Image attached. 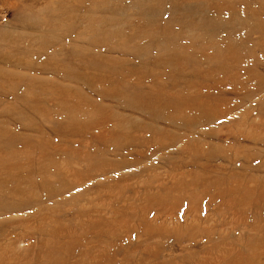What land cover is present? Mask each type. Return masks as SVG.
I'll return each instance as SVG.
<instances>
[{
    "label": "rangeland",
    "instance_id": "rangeland-1",
    "mask_svg": "<svg viewBox=\"0 0 264 264\" xmlns=\"http://www.w3.org/2000/svg\"><path fill=\"white\" fill-rule=\"evenodd\" d=\"M31 2L0 0V264H264V0Z\"/></svg>",
    "mask_w": 264,
    "mask_h": 264
},
{
    "label": "bare ground",
    "instance_id": "bare-ground-1",
    "mask_svg": "<svg viewBox=\"0 0 264 264\" xmlns=\"http://www.w3.org/2000/svg\"><path fill=\"white\" fill-rule=\"evenodd\" d=\"M30 1H32L31 2V4H35L36 3V0H30ZM6 4V3H5ZM258 31V30H257ZM66 40V39H65ZM8 42V41H7ZM10 42V41H9ZM264 42V41H263ZM251 44V43H250ZM56 45V44H55ZM262 48H263V46H262ZM49 52V51H48ZM264 52V51H263ZM42 54H44V53H42ZM7 64H8V62H7ZM246 67V66H245ZM248 67V66H247ZM231 71H232V69H231ZM246 76V75H245ZM264 77V76H263ZM229 79V78H228ZM251 79V78H250ZM263 79V78H262ZM11 80V79H10ZM230 80V79H229ZM264 81V80H263ZM233 83V82H232ZM140 84V83H139ZM189 85V84H188ZM250 85H251V83H250ZM138 86V85H137ZM136 86V87H137ZM232 86V85H231ZM237 86V85H236ZM257 86V88H259V89H261V91H264V83H260V84H257L256 85ZM247 87H249V86H247ZM215 88H217V87H215ZM214 88V89H215ZM228 88H229V85H228ZM238 88V87H237ZM209 90H211V89H209ZM216 90V89H215ZM231 90H232V88H231ZM238 90V89H237ZM256 91V90H255ZM207 92V91H206ZM212 92V91H211ZM226 92V91H225ZM229 92V91H228ZM240 93V92H239ZM251 93V92H250ZM262 93V92H261ZM264 93V92H263ZM136 95V94H135ZM146 95V94H145ZM203 95V94H202ZM206 95H207V93H206ZM209 95V94H208ZM240 95V94H239ZM258 95H260V94H258ZM133 96V95H132ZM137 96V95H136ZM195 96V95H194ZM210 96V95H209ZM237 96V95H236ZM254 96V95H253ZM264 96V95H263ZM190 97V96H189ZM239 97V96H238ZM237 97V98H238ZM206 98V97H205ZM240 98H243V97H240ZM239 99V98H238ZM215 100V99H214ZM259 100V99H258ZM210 101V100H209ZM260 101V100H259ZM216 102V101H215ZM217 102H218V100H217ZM242 102H244V101H242ZM209 103V102H208ZM211 103H212V101H211ZM197 104H199V103H197ZM213 104V103H212ZM193 105V104H192ZM191 105V106H192ZM178 106H179V104H178ZM183 106H185V105H183ZM196 106H198V105H196ZM193 107V106H192ZM195 107V106H194ZM186 108V107H185ZM212 108V107H211ZM190 109V108H189ZM199 109V108H198ZM203 109V108H202ZM205 109V108H204ZM213 109V108H212ZM214 109H216V108H214ZM186 110H187V108H186ZM261 110V109H260ZM191 111V110H190ZM198 111V110H197ZM211 112V111H210ZM50 113V112H49ZM193 113H195V112H193ZM153 119V118H152ZM203 119H204V117H203ZM104 120H107V119H104ZM179 120V119H178ZM189 120V119H188ZM101 121V120H100ZM103 121V120H102ZM185 121H187V120H185ZM108 122V121H107ZM190 122V121H189ZM96 123V122H95ZM105 124H106V122H105ZM109 124H110V122H109ZM185 124H186V122H185ZM184 124V125H185ZM190 124V123H189ZM146 125V124H145ZM148 127V126H147ZM98 128V127H97ZM111 128V127H110ZM10 129H12V128H10ZM104 129V128H103ZM116 129H118V128H116ZM102 130V129H101ZM111 130V129H110ZM2 131V130H1ZM4 132V131H3ZM67 132V131H66ZM77 132V131H76ZM85 132V131H84ZM17 133V132H16ZM15 133V134H16ZM81 133V132H80ZM20 135H22V134H20ZM87 135V134H86ZM104 135V134H103ZM82 136V135H81ZM32 137V136H31ZM77 139V138H76ZM89 139H92V138H89ZM86 140H88V139H86ZM108 140V139H107ZM75 141V140H74ZM91 141V140H90ZM73 142V141H72ZM97 143V142H96ZM27 144V143H26ZM29 144H30V142H29ZM70 145V144H69ZM39 149V148H38ZM85 151V150H84ZM69 152V151H68ZM71 152V151H70ZM29 159V158H28ZM83 163V162H82ZM12 166V165H11ZM11 166H10V168H11ZM12 169V168H11ZM40 169V168H39ZM39 171V170H38ZM68 174V173H67ZM17 175V174H16ZM18 176V175H17ZM16 177V176H15ZM88 181V180H87ZM18 184V183H17ZM16 184V185H17ZM28 185V184H27ZM37 185V184H36ZM18 186V185H17ZM33 186V185H32ZM27 193V192H26ZM24 194H25V192H24ZM27 195H28V193H27ZM11 213V212H10ZM2 216H4V212H2ZM16 224V223H15ZM11 226H14V224L13 225H11ZM9 229H11V228H9ZM8 237V236H7ZM10 249V248H9ZM2 253V252H1Z\"/></svg>",
    "mask_w": 264,
    "mask_h": 264
}]
</instances>
